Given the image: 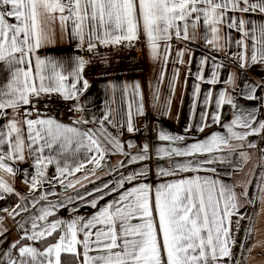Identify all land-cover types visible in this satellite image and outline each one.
Instances as JSON below:
<instances>
[{"label": "snow or ice", "instance_id": "1", "mask_svg": "<svg viewBox=\"0 0 264 264\" xmlns=\"http://www.w3.org/2000/svg\"><path fill=\"white\" fill-rule=\"evenodd\" d=\"M254 14L264 17V0H0V62L8 65L12 77L6 87L0 88V117H9L8 123L0 127V170L15 176L16 169L10 163L25 161L27 151V155L33 158L36 172L33 176H29L27 170L23 173L30 192L37 191L42 183L52 186L58 183L68 189L77 185L86 187L83 181H88L95 185L94 189L77 192L76 198L70 196L68 201L73 205L74 213L79 212L76 199L96 209L87 217L76 214L68 221L49 220L55 216L56 208H67L62 201L59 205L49 202L47 208H41L38 214L24 222L30 227L18 225L20 238L10 244L6 264H62V255L73 256L76 264H235L232 249L236 240L231 217H238L237 227L244 217L239 212V198L234 188L225 184L218 186L215 179L199 176L175 182L163 180L153 188L145 182L150 169L143 162L152 159L147 143L139 146L136 154H131L125 152L124 145L106 130L81 132L76 127H68L45 116L36 107L42 96L50 98L56 93L65 100L78 99V93L88 87L87 80H83L81 88H77L86 61L77 58L73 72L65 74L62 64L35 57L34 53L49 40V25L59 23L62 28L71 24L72 34L79 38L81 46L87 31L89 51L94 50L98 43L105 46L123 43L131 47L142 30L154 58L159 55V42H164L162 58L166 63L171 48L169 42L172 39L190 42L189 27L196 29L202 23L213 34L211 40L206 38V43L215 44L220 51H224V47L219 45L221 25L242 34L241 39L234 42L241 52L234 54L233 58L245 67L249 61L264 63V23L258 25L253 21L251 16ZM245 37L252 41L250 56ZM183 55V50L177 51L180 63H183ZM204 63L205 59H202L201 65ZM69 75L77 78L70 86L65 83ZM217 77L218 71H213L212 78L206 82L216 84L219 82ZM197 79L204 78L197 74ZM233 79L228 77L225 82L230 83ZM135 87L138 89L139 84ZM257 87L264 88V84L250 85L245 98L258 99L253 94ZM198 93L199 85L193 92L194 104ZM211 97L209 91L203 100L205 109ZM225 103L237 107L227 92L222 91L216 108ZM25 105H31V108L21 111ZM142 107L141 104L139 114H143ZM7 109L12 110L11 114ZM76 110L80 109H73ZM206 116V111L201 114L199 131L204 129ZM219 120L217 111L212 116V123ZM104 121L111 122L108 115ZM235 126L245 131L235 132ZM222 127L228 128L230 136L215 133L205 141H197L183 149L157 148L155 154L159 158L172 159L213 153L227 148L232 138L244 140L248 135L264 133V121H257L253 113L246 116L237 114L230 124ZM127 130H135L131 119ZM158 139L176 142L183 141L185 137L160 131ZM128 147L137 148L131 143ZM81 148L95 154L77 159L76 153ZM111 152L124 155L127 164L142 166L131 174H121L115 183L96 185L91 177L96 176L98 169H103L101 162ZM239 155L244 158L245 154L241 152ZM216 162L223 161L206 158L201 164ZM52 164H55L57 174L47 179L45 170ZM88 165L93 167L88 168ZM123 167L124 161L120 163V168ZM200 170V165H193L191 161L187 164L174 161L171 168L158 167L156 176L163 178L182 171ZM210 171L215 173L216 170L212 168ZM77 173L81 176H76ZM68 177L74 180L65 183ZM125 184L132 187L125 188ZM225 192L228 198L221 204ZM5 193H14V188L0 177V200L5 198ZM108 196L112 199L105 201ZM43 200H47V194L34 200L31 207L35 208ZM100 201L105 203L100 205ZM28 210L29 205L25 203L23 208L17 204L15 208L0 209V212H8L15 218L21 211ZM41 221L45 223H39ZM5 232L3 217L0 216V237ZM252 233L253 229L249 228V236ZM41 244L42 247L38 246ZM254 247L256 245H249L246 251L250 254Z\"/></svg>", "mask_w": 264, "mask_h": 264}, {"label": "crops", "instance_id": "2", "mask_svg": "<svg viewBox=\"0 0 264 264\" xmlns=\"http://www.w3.org/2000/svg\"><path fill=\"white\" fill-rule=\"evenodd\" d=\"M230 15L232 14L230 13ZM245 18H248L247 14H245ZM251 19L258 25L264 23V17L258 14L252 15ZM49 27L51 29L49 40L35 51L34 56L59 62L63 65L65 74H70L76 67L77 58L84 60L80 48L88 45L87 31L81 46L79 38L72 34L71 24L67 28H62L59 23L51 24ZM189 35L191 37L190 42L176 39L169 42L171 48L165 63L162 58L165 51L164 42H159V55L154 58L147 37L141 30L139 36L144 42L146 53L144 73L99 80L85 78L81 73V81L77 84V88H81L83 80H87L88 87L78 93V99L66 100L68 102L66 109L60 116L52 118L68 127H76L81 132L92 130L100 133L102 130H106L108 134L124 145L125 152L131 154H136L138 147L147 143L152 159L143 162L150 169L145 182L151 184L153 188L163 180L175 182L179 179L196 176L204 179H215L218 186L225 184L234 188L236 196L239 198V212L244 217L240 219L239 227L236 225L238 217L235 215L231 217L233 236L236 240V246L232 249L236 258L235 264H264V200L261 199L264 197V133L248 135L244 140L232 138L227 148L213 153L191 157H173L172 159L159 158L155 154L157 148L183 149L186 145L205 141L215 133L230 136L228 128L222 127V125L230 124L237 114L246 116L248 113H253L257 121H264V88L257 87L255 89L253 94L258 99L248 100L245 98L249 93L250 85L264 84V63H251L249 61L247 66L241 67L240 62L233 58L234 54L241 52V48L234 42L240 40L242 34L221 25L219 45L224 47V51L218 50L215 44L206 43V38L211 40L213 34L202 23L196 29H192L190 26ZM225 38H227V43H225ZM244 39L248 44V55L250 56L252 41L246 37ZM178 50L184 51L183 63H180L177 58ZM202 59H205L203 66L201 65ZM218 65H222V67L218 68ZM177 71L178 75H176ZM213 71H218L219 82L209 84L206 81L212 78ZM162 74L163 79H161ZM197 74L203 76L204 79H197ZM228 77H234L233 81L226 83ZM11 79L8 65L0 62V88L6 87ZM76 79L75 76L69 75L65 83L70 86ZM136 84H139L138 89L135 87ZM197 85H199V93L194 104L193 92ZM209 91H211L212 97L205 109L203 100ZM222 91L227 92L237 107L234 108L225 103L219 109L216 108V101ZM141 104L143 114L138 112ZM26 108H31V106L25 105L21 111ZM76 108L80 110L73 111ZM6 111L9 114L12 112L11 109ZM205 111L207 116L204 120V129L199 131L201 114ZM217 111L220 114V120L214 124L212 123V116ZM106 115L109 116L111 122L104 121ZM8 119L9 117H0V127L7 124ZM129 119H131L135 129L133 132L127 130ZM81 120H88L89 123H78ZM101 121L103 124L100 123ZM160 131L170 135L184 136L185 139L176 142L161 141L158 139ZM233 131L243 133L245 129L235 126ZM128 143L136 145L137 148H129ZM250 144L255 146L249 147ZM241 152L245 154L244 158L240 157L239 153ZM92 154L95 153H87L84 148H81L76 153V158L84 159L87 155ZM25 155V161L10 163V166L16 169L15 176L0 170V177H3V180L14 188V193L4 194L5 198L0 200V209H12L17 204H20L21 208L25 203L29 205L27 212L21 211V214L15 218L10 216L8 212H0V216L3 217V227L6 229L4 236L9 239H7L8 241L15 242L16 238L18 240L21 234V228L18 225L23 224L24 227H30V224L24 222L38 214L41 208H47L49 202L59 205L62 201L67 205V208H56L54 210L55 216L49 217V220L55 218L68 221L76 214L87 217L96 211V209L76 199L75 203L79 212L74 213L73 205L68 201L70 196L75 199L77 192L85 193L93 190L95 185L88 181H83L86 187L77 185L76 188L68 189L58 183L55 186L42 183L37 191L30 192L23 173L27 170L29 176H33L36 172L33 166V158L27 155V151ZM160 155L163 156V154ZM206 158L223 162L201 164ZM122 161L125 162V167L120 168ZM174 161L177 164H187L191 161L193 165L199 164L201 170L182 171L176 175L163 178L156 176L158 167L171 168ZM101 164L103 169H98L96 176L91 177L92 180H95L96 185L102 182L115 183L121 174H131L142 166L141 164H127L126 157L119 152L107 154ZM92 167L93 165H88V168ZM212 168L216 170L215 173L210 171ZM110 170L111 174H109ZM45 172L46 178L51 179L54 174H57L55 164L48 165ZM76 176H81V173H77ZM69 180H74V178L68 177L65 183H68ZM133 183L137 182L134 181ZM124 187L130 188L132 185L125 184ZM15 193L19 195L17 196ZM44 194H47V200L40 201L35 208H32L31 204L34 203V200H38ZM227 198L228 193L225 192L224 196L221 197V204ZM88 199L91 200L92 197H88ZM111 199L112 197L108 196L105 201ZM105 201H100V205H103ZM249 228L253 229L251 236L248 234ZM253 244L256 247L249 254L246 249ZM9 246V243L4 246L1 254L5 255L0 257V264H6V253L9 251ZM38 246L42 247V244ZM13 258H15L14 255Z\"/></svg>", "mask_w": 264, "mask_h": 264}, {"label": "built area", "instance_id": "3", "mask_svg": "<svg viewBox=\"0 0 264 264\" xmlns=\"http://www.w3.org/2000/svg\"><path fill=\"white\" fill-rule=\"evenodd\" d=\"M133 46L125 44L109 45L98 43L89 51L87 46L80 48V53L86 61L82 75L92 80L134 76L144 73L146 69V53L142 38L132 42ZM31 106V105H30ZM68 106V102L59 94L51 97L42 96L36 107L48 117H57Z\"/></svg>", "mask_w": 264, "mask_h": 264}, {"label": "trees", "instance_id": "4", "mask_svg": "<svg viewBox=\"0 0 264 264\" xmlns=\"http://www.w3.org/2000/svg\"><path fill=\"white\" fill-rule=\"evenodd\" d=\"M61 260L62 264H76V258L71 255H62Z\"/></svg>", "mask_w": 264, "mask_h": 264}, {"label": "rangeland", "instance_id": "5", "mask_svg": "<svg viewBox=\"0 0 264 264\" xmlns=\"http://www.w3.org/2000/svg\"><path fill=\"white\" fill-rule=\"evenodd\" d=\"M8 238L6 237V236H3V237H0V241H2V242H0V254L3 252V248H4V246L6 245V244H11V243H13V242H11V241H8L7 240ZM15 241H17V238H16V240Z\"/></svg>", "mask_w": 264, "mask_h": 264}]
</instances>
